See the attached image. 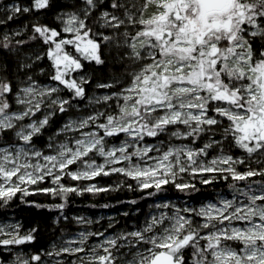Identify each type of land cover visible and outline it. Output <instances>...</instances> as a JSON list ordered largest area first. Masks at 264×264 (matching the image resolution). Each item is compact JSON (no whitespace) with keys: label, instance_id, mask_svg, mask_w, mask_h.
Listing matches in <instances>:
<instances>
[{"label":"snow or ice","instance_id":"obj_1","mask_svg":"<svg viewBox=\"0 0 264 264\" xmlns=\"http://www.w3.org/2000/svg\"><path fill=\"white\" fill-rule=\"evenodd\" d=\"M49 3L50 0H33L32 7L45 9ZM83 5L79 13L58 17L63 25L59 32L44 25L33 26L34 33L45 44L54 46L49 47L46 55L52 62L51 79L58 82L56 86L41 87L32 81L16 95V103L23 110L12 112L6 98L12 88L7 82H0V134L12 130L20 142L0 146L3 204L18 193L22 198L30 195L29 186L46 179H51L54 187L42 191L53 196L110 190L95 184L85 189L66 186L61 183L64 177L82 181L121 173L136 181L140 190L161 191L172 183L182 192L195 189L193 184L177 182V177L184 173L201 177L205 173L228 174L234 181L264 177V168L238 172L235 165H242L245 160L225 151V144L231 140L249 157L256 153L264 156V47L258 55L253 47L255 39H264V0H112L111 7L123 9L127 23L137 29L134 35L125 31L123 45L117 44L129 49L121 59L142 66L128 74L130 82L119 92L90 101L107 104L115 100L117 112L106 116L98 112L79 121H69L61 131L79 132V138L55 144L50 137L46 146L49 154L37 149L33 138L49 124L53 113L40 120L32 118L45 105L53 109L58 106L61 113L67 111L70 100L58 95L52 99L60 92V85L72 92L73 98H84L83 85L87 81L80 77L78 82L72 73L83 68L82 61L103 64L102 42L113 39L102 36L98 42L97 34L86 23L97 7V0H83ZM150 9L154 11L148 15ZM31 10L10 6L13 15ZM101 19L104 27L116 30L125 24L124 19L107 11ZM62 33L71 35L62 37ZM3 40V47L7 48L9 37L5 35ZM101 117H104L102 123L98 122ZM26 119L31 122L22 123ZM180 125L187 130L181 131ZM173 126L176 130L169 134L170 140L191 138L194 144L207 132L209 142L201 148L169 143L166 150L164 141L144 143L146 137L168 134ZM89 128L92 130L87 131ZM216 129L221 130L220 140L214 139ZM120 134L125 139L119 145L107 144L106 138ZM214 148L219 149V154L205 163L201 157ZM152 152L157 155H151ZM93 153L103 157L104 162L97 164L91 159ZM121 163L124 166H113ZM76 164L81 167L72 171L71 166ZM215 178V175L211 179L202 178L201 183L211 184ZM223 178L227 179V175ZM230 187L233 188L231 199L218 194L217 202H208L198 209L158 204L157 209L174 208V211L171 214L160 211L131 232L112 236L104 232H81L78 240L65 241L67 246L59 251L54 245L53 252L46 254L85 253L72 264H189L185 251L191 248V264H264V182L254 181L245 188ZM154 194L148 192L149 196ZM77 222L85 223L83 218H77ZM18 229L17 225L14 234L7 233L10 238L0 239V245H22L35 239L32 234L35 229L23 236ZM3 233L4 228L0 227V234ZM90 236L102 239L86 249L84 245ZM76 243L81 246L73 247ZM31 260L39 262L41 255H33Z\"/></svg>","mask_w":264,"mask_h":264},{"label":"trees","instance_id":"obj_2","mask_svg":"<svg viewBox=\"0 0 264 264\" xmlns=\"http://www.w3.org/2000/svg\"><path fill=\"white\" fill-rule=\"evenodd\" d=\"M16 3L19 7L32 8L31 11L17 13L13 15L11 20L6 15L0 16V30H22L20 36L15 39L9 38L7 48L3 47L4 40L0 37V82L10 84L12 91L15 90L16 82L26 77L34 76L41 78L45 73V80L55 82L51 79L54 74L52 62L48 59L46 53L49 47H54L50 44H45L33 31L34 25H44L49 28H54L58 32L62 28V23L58 17L65 16L66 13L79 12L84 7L83 0H50L49 6L45 9H35L32 7L33 0H0L1 3ZM123 2V0H122ZM112 0H102L97 4L96 10H93L89 19L86 21L92 32L97 34L98 42L102 41V36L112 37L110 42H102L101 58L104 63L97 65L95 62L82 61L83 68L72 73V78L77 74H84L87 83L83 85L86 95L93 90L100 91L98 85L109 82H117L127 77L128 73L133 70L134 64L127 59H121L125 55L124 48L117 47L118 34L121 31L115 29H103L105 35L98 36L101 30L99 25V14L103 11L114 10L111 7ZM36 37L33 39V37ZM70 36L67 33H62V37ZM71 50V46H67ZM254 49L258 51L264 47V39H255L253 43ZM42 52L39 59L32 58L37 56V53ZM44 70L41 75H37V71ZM58 83V82H56ZM65 95L73 97V93L68 89L65 90ZM7 100L10 101L11 93L7 94ZM81 99V98H74ZM81 101V100H79ZM63 113L56 112L49 120V124L42 129V134L35 136L33 141L42 143L44 137L50 136L53 129L59 125ZM50 134V135H49ZM229 147L225 148L228 149ZM264 168V157L259 164L253 169L260 170ZM207 177L204 179H211ZM199 175L185 176L182 181L195 186L194 190L180 191L173 184L164 186L163 190L155 191V189L140 190L136 187V183L131 178L123 175H108L105 177H97L103 187L110 189L103 192H88L81 191L77 193H67L53 196L50 193H34L24 196L18 193L7 204L0 201V219L12 218L19 223V231L23 235L28 234L33 229L35 239L31 242L22 245H10L12 249L20 248L21 251L28 253L29 256L39 254L44 255L48 251L50 244L58 237L65 234L74 233L78 226L73 219V215L77 212H85L90 216H94L99 212H110L114 214L112 227L109 230L114 231L116 227H121L124 230L130 229L132 226L144 224L147 219L152 203L159 196H167L171 198H185L193 205L199 202L214 198L218 191H226L229 182L225 178L216 177L213 183L205 185L201 183ZM251 179L261 180L264 182V177L255 176ZM71 186L73 184H70ZM129 185H132L129 188ZM80 189V188H79ZM154 192V195L149 196L148 192ZM135 201V203H131ZM63 204V208L57 205ZM126 214V215H125ZM104 220L102 221V223ZM107 226V225H106ZM192 249L185 251L189 263L192 258ZM11 252L5 251L0 245V264L9 261Z\"/></svg>","mask_w":264,"mask_h":264},{"label":"rangeland","instance_id":"obj_3","mask_svg":"<svg viewBox=\"0 0 264 264\" xmlns=\"http://www.w3.org/2000/svg\"><path fill=\"white\" fill-rule=\"evenodd\" d=\"M101 1L102 0H97V4L101 3ZM12 5H17V4L14 2L7 3V4L1 3L0 4V16L6 15L8 17L9 15H12V12L10 11V6H12ZM80 10H79V12H80ZM94 10H96V9H94ZM152 11H154V9H150L148 15H150ZM79 12H77V13H79ZM103 12H105V11H103ZM103 12H101L98 16L99 25L101 27V30H100L101 33H99L98 36H102L101 34H104V35L106 34L102 31L103 29H111L112 31L115 30L113 28L103 26L104 21L101 19V15ZM107 12L118 16L120 19L125 20V24L122 25L118 29L119 31H121V33L118 34L119 38H116L117 39L116 44L119 43V44L123 45V41L125 39V37L123 36V33L125 31H128L130 34L134 35L135 31L137 29H134L130 24L127 23L126 18L124 16V10L123 9H114L112 11L109 10ZM62 27H63V25H62ZM118 30H117V32H118ZM21 32H22V30L19 31V30H15V29L14 30L1 29L0 30V37L3 38L5 35H7L9 38L15 39L14 42L16 43L17 41H16L15 37L20 36V34H22ZM69 35H71V34H69ZM122 48H124V51L126 53L129 51V49L127 47L122 46ZM41 54H42V52L37 53V56L32 58L31 62L34 59L35 60L38 59V57L40 58ZM141 66L142 65H140V64H134L133 70H131L129 73H131L133 71H138ZM37 72H38L37 75H41L45 71L42 69V70H39ZM42 75H43V80H44L46 75H45V73ZM85 76L86 75H84V74H82V75L77 74V75H75L74 79H76L79 82L80 77H83L85 80ZM29 78H31V80ZM41 78L37 79L34 76H31V77H26L22 80H18L16 82L15 90H13L11 92L10 101L8 100V102L10 104V111L16 112V111H22L23 110V107L16 103V95L18 92H20V90L22 88L27 87L32 81H35L36 84L40 85L41 87H43V86H56L57 85L56 82H52L49 80L43 81V80H41ZM117 82H119V83H117ZM117 82H115V83L109 82L113 85L112 88H101L100 91L93 90L91 93L85 95V97L81 98V99H74L73 97H68L64 93L66 88L64 86L60 85L59 86L61 89L60 92L57 94H54L52 99H56V97L58 95L62 99L70 100L71 105L66 106L67 111L63 112L61 122L59 123L58 126H56L53 129V131H52L53 133L51 135L49 134L50 136L44 137V140L42 143L33 141V144L35 145V147L37 149H42L45 151L46 154H49L46 146L49 143L50 137L52 138V140L55 144H59V143L64 142L66 140H72L73 138H79V132L69 131L67 133H64L61 131L63 129L64 125L67 124L69 121H79L83 118H86L89 115H94L98 112L105 113V116L108 114H114L115 112H117V107H116L117 102L115 100L109 101L107 104H105L103 102L102 103H95V102L90 103V101H94L95 98L102 97L106 94L110 95L113 92H119L123 87H126L127 84L130 82V77H129V75H127V77H124L122 80H118ZM109 83H106V84H109ZM79 100H81V101H79ZM48 103H50V101ZM49 112L53 113L50 116V118L56 112L61 113L59 111L58 106H56L53 109V108H49V107H47V105H45L41 108V110L39 112H37L35 114V116L32 119H35V120L43 119L44 116L47 115ZM30 122H31V120L26 119L22 123L26 124V123H30ZM98 122H100V123L104 122V117H101ZM226 123L227 122H225V124ZM179 128L181 131L187 130V129H185V127L183 125H180ZM86 130L91 131L92 129L89 128ZM175 130H176L175 126L169 127L168 134H161L159 138L146 137L144 143L158 144L160 141H164L165 150L167 149L169 143H171L174 146H179L182 144H188L194 148H201V147H203V145L205 143H208L209 139H210V133L205 132V133L201 134V136L198 139H196L194 144L192 143L191 138H189V139L171 138V140H170L169 134ZM220 131H221L220 129H216L217 135L214 137V139H217V140L221 139ZM57 133H60V135H57ZM40 134H42V131ZM40 134H38V135H40ZM124 139H125V136L123 134H120L118 137L106 138L107 144L109 146H111L113 144L119 145L120 142ZM17 143H20V142L15 137L14 131L8 130L5 133L0 134V146H6L8 144H17ZM227 147H229V148L225 149V151L228 154L232 155L234 158H243L245 160L244 164L235 165L236 170L238 172H241V173L247 171L249 168L253 169L254 166L259 164V162H261L263 157H264V156H261L259 153L253 154L251 157H249L248 154L245 153L242 149L235 147L232 144L231 140H229L225 144V148H227ZM218 154H219L218 148L209 149L208 155L206 157H201V159H203L204 162L207 163L208 161H210L213 157H215ZM151 155L155 156V155H157V153L152 152ZM91 159L95 160V162L97 164H101L104 162L103 157H100L94 153L91 154ZM133 162H135V158H133ZM113 166L114 167H121V166H124V164L121 163V164H117V165H113ZM78 167H81V165L80 164L72 165L71 170L75 171ZM223 167H226V166H223ZM261 168H262V166H261ZM112 174L123 175L121 173H112ZM112 174H110V175H112ZM213 175H215L216 177L220 176L221 178H223L224 175H227L226 180L229 182V184L235 185L237 188H245L249 183H253L254 181H261V180L251 179L253 177H250L249 179H247L245 181H234L232 179V177L228 174H208V173H205V174H203V177H201L200 175H199V177L200 178H207V177H213ZM123 176H125V175H123ZM185 176H193V175H191L189 173L181 174L180 176L177 177V182L185 183V181H182ZM98 177H105V175H100ZM95 178H97V177H95ZM95 178H93L91 180L73 181L69 177H64L62 179L61 183H63L66 186H71L70 184H73L72 186H77L80 189H85L89 185H92V184H95L97 187H100V188H105V187H103V185L99 181H96ZM134 182L136 183V181H134ZM261 182H263V181H261ZM170 184H172V183H170ZM230 185L228 186V189L226 191H218V193H216L214 195V198L203 200L196 205H193L192 203L188 202L185 198H180V197L171 198V197L161 195L158 198H156L155 201L152 203L150 211H149L148 216H147V219H149L154 214L158 215L160 211H167V212H169V214H171V212L174 211V208L157 209L156 205H158V204L170 203L175 208L183 209L185 207H188V208H197L198 209L199 207H201L204 204H207L208 202H213V203L217 202L218 194L223 195L225 198L231 199L232 195H233V188H231ZM51 187H54V185L51 182V179H46L44 182L38 183L37 185H30L29 189H30L31 194L40 193V192L46 193V192L42 191V189L51 188ZM156 191L157 190H155L154 192H156ZM237 195H239V193H237ZM240 199H243V197H240ZM77 218H83L85 223H83V224L78 223ZM113 218H114V214H112L110 212H105V211L99 212L94 216H90L89 214H87L85 212L75 213L73 215V219L75 220V223L78 226L77 230L74 233L65 234L63 236L58 237L55 241H53L50 244L48 251L46 253L53 252V246L54 245H55V250L59 251L60 247L67 246L65 244V241L72 240V239L78 240L79 239L78 234L81 232H85V233H87V232H92V233L104 232L106 236H112L114 234H118V233L125 232V231L131 232V231H134V230L140 228L141 226H143V224L138 225V226H132L128 230H124L121 227H116V229H114V231H111V230H109V228L112 227L111 223H112ZM196 219H197V222H199V218H196ZM103 220H104V222L102 223ZM87 221H91V223H88ZM17 225L19 226L18 221L14 220L10 217L5 218V219H0V227L4 228V233L0 234V239L10 238V236L7 235V233H13L14 234L15 226H17ZM110 225H111V227H110ZM18 231H19V229H18ZM19 234L22 236L20 231H19ZM101 239L102 238L98 237V236H90L88 238L86 244L84 245V247L86 249L91 248L93 245L100 242ZM203 243H204V241H201V244H203ZM1 246H3V249L5 251L11 252L9 261L4 262V264H21V262L24 260H27L28 264H57L58 261H62L63 264H72V262L74 260H78L79 256L85 255V253H79L76 256H73V255H69L67 253H62L60 256H56V255L49 256L46 253H44V255L41 256V260L39 262H37V261H32L31 260L32 256H29L28 253L21 251L20 248L12 249V247H10V245H8V246L1 245ZM72 246L73 247H80L81 245L79 243H76V244H73ZM121 251L127 252V249H122ZM127 258L130 259L131 257L129 256ZM189 264H191V262Z\"/></svg>","mask_w":264,"mask_h":264}]
</instances>
